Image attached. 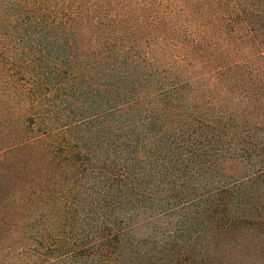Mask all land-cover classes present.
I'll return each instance as SVG.
<instances>
[{
	"label": "trees",
	"instance_id": "obj_1",
	"mask_svg": "<svg viewBox=\"0 0 264 264\" xmlns=\"http://www.w3.org/2000/svg\"><path fill=\"white\" fill-rule=\"evenodd\" d=\"M262 238L264 0H0L2 264H255Z\"/></svg>",
	"mask_w": 264,
	"mask_h": 264
},
{
	"label": "rangeland",
	"instance_id": "obj_2",
	"mask_svg": "<svg viewBox=\"0 0 264 264\" xmlns=\"http://www.w3.org/2000/svg\"><path fill=\"white\" fill-rule=\"evenodd\" d=\"M167 221H168V218H161V219L154 220L151 223H148L144 227L140 226L139 229L137 230L136 234L140 235V234L145 233L147 231L150 232L151 229H154V228L159 227V226L166 225ZM263 240H264V238H262V241ZM262 244H261V240H260V244H259L260 248L262 247ZM260 248L258 247V253H257L256 259H255V264H264V252H260ZM6 260H7V258H4L1 255V252H0V264H2V262L6 261ZM246 264H253L250 261V256H248V260H247Z\"/></svg>",
	"mask_w": 264,
	"mask_h": 264
}]
</instances>
